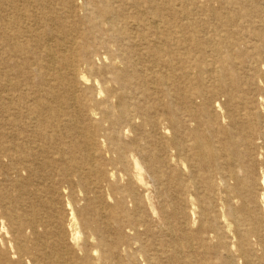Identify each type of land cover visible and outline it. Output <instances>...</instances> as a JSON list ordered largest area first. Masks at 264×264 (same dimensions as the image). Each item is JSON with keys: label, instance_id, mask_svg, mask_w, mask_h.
I'll return each mask as SVG.
<instances>
[{"label": "bare ground", "instance_id": "bare-ground-1", "mask_svg": "<svg viewBox=\"0 0 264 264\" xmlns=\"http://www.w3.org/2000/svg\"><path fill=\"white\" fill-rule=\"evenodd\" d=\"M258 200L264 0H0V264L177 263L195 226L264 264Z\"/></svg>", "mask_w": 264, "mask_h": 264}, {"label": "rangeland", "instance_id": "rangeland-1", "mask_svg": "<svg viewBox=\"0 0 264 264\" xmlns=\"http://www.w3.org/2000/svg\"><path fill=\"white\" fill-rule=\"evenodd\" d=\"M87 14H89V12H87ZM106 86H107L106 87L107 90L116 89L117 87L115 82L108 83ZM5 133L7 134V136L10 134V129L8 127L5 128ZM131 136L132 135L128 136V134L125 133L123 137L125 140H129ZM166 136L168 137L169 135L166 134ZM135 173L137 174L138 172ZM140 176L144 183L142 185L137 186V190L140 192V194L142 193L141 195H144V203L146 205L145 210H148L152 221L155 223V226L157 227L156 230H158V232L159 230L163 231V235H164L167 232V229L160 224L157 210L160 208L161 203H162V207L163 206L168 207L169 205L167 203L169 202V200L162 198L160 193H157L158 191L156 192L155 187L150 183V179L146 171H143ZM119 185L122 187L124 185V182L120 183ZM218 199H219L218 197H216L215 199V206L213 211L214 215H216L218 212V203H219ZM163 201L166 204H164ZM109 204L114 205L115 201L114 200L109 201ZM81 205L84 206L83 202L81 203ZM263 206H264L263 200L253 201L252 203L254 212H257L258 210L262 211ZM152 207H155L156 211ZM197 210L198 212L199 211L201 212V209L200 210L197 209ZM212 222L213 224H215L216 219L213 218ZM182 236L183 235L178 231H174V233L171 234V236L162 237V239H164L163 240L164 244L171 242V244L173 245V248L170 246L166 248L165 255L163 254L165 256L163 262H167L166 259H169L170 261L174 259L177 260V263H174L172 261L173 263L171 264H179L178 262L182 264H187L188 258H190V254L196 252L197 253L203 252L204 254H206L207 256L206 264H229V262H231V260H233L235 257L234 249H232L231 246H229L227 251H222L221 249L218 248V239L216 238L214 233L206 234V235H204V233L199 234L198 230L196 231V226H195L193 228L192 236L190 237V239L193 237V240L190 243L184 242L182 240L183 239ZM201 239L203 240V242L201 241ZM173 241H176L177 244L176 245L175 243L173 244ZM231 242L232 239L230 237L229 243ZM157 248L162 249V246L158 245L157 247L154 248V251H157ZM174 256H176L177 258H172Z\"/></svg>", "mask_w": 264, "mask_h": 264}]
</instances>
